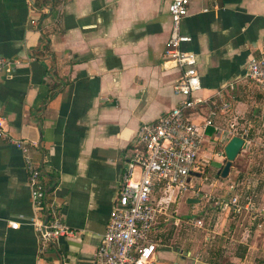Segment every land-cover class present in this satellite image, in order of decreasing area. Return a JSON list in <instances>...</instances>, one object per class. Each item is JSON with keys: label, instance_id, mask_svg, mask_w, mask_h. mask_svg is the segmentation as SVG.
<instances>
[{"label": "crops", "instance_id": "0c3cea01", "mask_svg": "<svg viewBox=\"0 0 264 264\" xmlns=\"http://www.w3.org/2000/svg\"><path fill=\"white\" fill-rule=\"evenodd\" d=\"M170 2L0 0V55L21 61L0 75V116L10 135L34 144L49 200L73 230L40 250L32 218L44 213L21 151L0 137V264H94L141 124L180 98L181 70L166 61ZM182 31L198 59L196 95L229 103L215 122L227 128L236 116L245 144L223 177L232 135L209 133L194 187L154 190L153 264H264V93L246 78L250 59L264 52V0H191ZM213 137L223 149L209 148ZM205 194L238 195L239 207L214 206Z\"/></svg>", "mask_w": 264, "mask_h": 264}, {"label": "built area", "instance_id": "2783aa9c", "mask_svg": "<svg viewBox=\"0 0 264 264\" xmlns=\"http://www.w3.org/2000/svg\"><path fill=\"white\" fill-rule=\"evenodd\" d=\"M190 2L171 0L169 4L172 28L166 43V61L181 70L174 86L180 97L178 104L155 120L141 124L133 153L122 173L106 231L94 253V264H153L157 254L152 235L161 211L152 201L154 190L163 186L164 193L171 195L194 187L191 173L200 162L210 128L215 136L223 133L240 135L236 134V116L229 121L227 128L215 122L221 110H230L229 103L222 101V105H219L209 98L196 95L202 89L198 59L195 52L185 46L191 37L182 31V21L188 14ZM20 64L19 59L0 55V75H13ZM246 78L255 82L264 93V52L250 59ZM202 104L208 105V108L202 119H197L196 111ZM0 137L14 144L23 155L29 172L31 196L38 210L44 213V219L32 218V223L42 232L40 250L44 252L47 244L72 235L73 230L64 220L59 207L49 200L42 168L32 154L34 144L10 135L1 116ZM261 148L264 153V144ZM196 192L198 195L199 191ZM205 197L222 209L231 205L239 207L238 195L230 200L212 194H205ZM197 223L202 225L201 220ZM10 226L18 228L19 223L11 222Z\"/></svg>", "mask_w": 264, "mask_h": 264}, {"label": "water", "instance_id": "95a60500", "mask_svg": "<svg viewBox=\"0 0 264 264\" xmlns=\"http://www.w3.org/2000/svg\"><path fill=\"white\" fill-rule=\"evenodd\" d=\"M244 144L245 138L241 135L232 136L230 140L226 143L224 147L226 163L224 164V167L221 172V175L223 177H226L229 174L232 163L235 161V159L243 149ZM194 201H199V199H196Z\"/></svg>", "mask_w": 264, "mask_h": 264}, {"label": "rangeland", "instance_id": "374dc122", "mask_svg": "<svg viewBox=\"0 0 264 264\" xmlns=\"http://www.w3.org/2000/svg\"><path fill=\"white\" fill-rule=\"evenodd\" d=\"M219 139H214V137L210 140V143L208 144V145H210L209 146V148L210 147H212V149H215V146H219V141H218ZM214 146V147H213ZM202 153V152H201ZM206 167H207V165H206ZM204 168V167H203ZM204 169H206V168H204ZM207 170H209L208 168L206 169V172H207ZM193 181H195L196 182V180H195V178H193ZM202 194H204V192H202ZM201 195V194H200ZM212 202V201H211ZM205 204H206V201H204V200H202L200 203H199V208L200 209H204V206H205Z\"/></svg>", "mask_w": 264, "mask_h": 264}, {"label": "trees", "instance_id": "16d2710c", "mask_svg": "<svg viewBox=\"0 0 264 264\" xmlns=\"http://www.w3.org/2000/svg\"><path fill=\"white\" fill-rule=\"evenodd\" d=\"M225 102H226V101H225ZM208 132L212 134L214 131H213L212 128H210V129L208 130ZM220 148L223 149V147L219 145V148H218V149H220ZM225 163H226V157H225V160H224V164H225ZM224 164H223V167H224ZM223 167H222V169H223ZM222 169L220 170V173L222 172Z\"/></svg>", "mask_w": 264, "mask_h": 264}]
</instances>
